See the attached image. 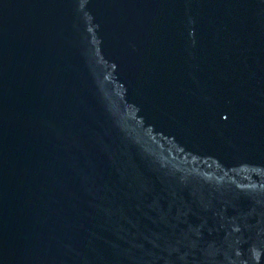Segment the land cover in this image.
<instances>
[{
  "label": "water",
  "instance_id": "95a60500",
  "mask_svg": "<svg viewBox=\"0 0 264 264\" xmlns=\"http://www.w3.org/2000/svg\"><path fill=\"white\" fill-rule=\"evenodd\" d=\"M0 264H264V0H0Z\"/></svg>",
  "mask_w": 264,
  "mask_h": 264
}]
</instances>
